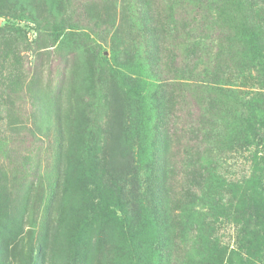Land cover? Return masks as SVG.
Returning <instances> with one entry per match:
<instances>
[{
  "label": "rangeland",
  "instance_id": "1",
  "mask_svg": "<svg viewBox=\"0 0 264 264\" xmlns=\"http://www.w3.org/2000/svg\"><path fill=\"white\" fill-rule=\"evenodd\" d=\"M143 1L157 15L158 53H199L188 69L220 67L223 83L264 94V66L231 67L233 48L248 45L222 12L194 13L192 27L169 21L170 0H0V264H264V231L237 212L263 149L233 132L220 147L196 144L200 113L195 100L186 111L179 75L161 85L172 87L156 122L152 43L132 9ZM247 2L264 28V0ZM204 149H214L202 165L216 172V196L191 189L187 163ZM165 205L212 234L192 231L167 244L169 257L152 254V214Z\"/></svg>",
  "mask_w": 264,
  "mask_h": 264
},
{
  "label": "trees",
  "instance_id": "2",
  "mask_svg": "<svg viewBox=\"0 0 264 264\" xmlns=\"http://www.w3.org/2000/svg\"><path fill=\"white\" fill-rule=\"evenodd\" d=\"M174 1H169L170 5L167 18H169V21L178 24L185 23L186 25L194 27L195 24H198L194 19L196 17L194 13L203 18L211 17L209 13L211 10L225 14L224 19L231 22V26L234 27L238 36L248 45V53H238L236 47L233 48L232 51L234 53L229 55L231 67L238 69L243 63H249L251 65L247 70H254V68L260 70V68L264 66V28L256 24L253 20V4H250L247 0ZM231 1L235 2L233 3L234 5H238L235 7L236 11H233L234 5L231 4ZM200 5H202L201 8L199 7ZM132 9L135 11V17H137L136 22L140 23L142 26L141 34H149L148 38L152 43L146 50L151 52L146 53V55L148 57V62H150L149 73L152 74V79L155 82L150 89V95L152 96L150 102L152 103V112L156 115V122L158 121L157 123H159L162 121L161 114L166 111L163 104L168 95L165 94L163 88L168 89L172 87V84L161 85L173 80V78L179 75L181 83L175 86H179L180 88L178 93L185 92V95L181 97L186 101L183 103L185 104L184 107H186V111L189 112L190 102L195 100L200 113L199 118L195 119L196 129L194 134L196 140H194V142H196V144L201 143V145L204 146L213 140L216 141V145L220 147L223 144L221 141L223 132H230V134L233 132L235 141L237 137H243L245 139L243 143L247 148L261 147L263 149L261 151V157L258 158L255 156V160L253 159L255 167L260 174L256 177L258 173L256 175L253 173L249 180H247V184L249 183L250 187L249 189L245 188L248 192L244 193L243 198L239 199L237 204L239 210L237 212L242 210V212L249 217L248 219H257L258 222H256L255 225L264 231V106L259 108L255 105L257 101L260 103V100L256 99H258V97L264 98V94L255 91L241 90L237 85L223 83L221 79L224 77L223 73L220 74L219 72L220 67L212 68L209 64H206L204 68L199 71H195L196 68L188 69V65L194 64L196 66V64H200L198 61L201 57L199 53H184L185 48L179 49L182 53H172L171 50H168V53H158L157 51H161V48L159 46L160 44H158L157 33L153 32L155 30L154 28H151V25L156 23V13L153 12V9L148 3H145V1H143L141 5H134ZM236 14H238V18L234 19L233 17H235ZM185 35L192 39L194 37L192 35L189 36L188 33H185ZM258 42H260V46L257 45ZM157 47H159L160 50H158ZM243 48L245 47H242V49ZM190 57L192 59H189ZM261 60H263V62L259 64ZM188 61L190 63H188ZM220 61H222V59H218L217 63ZM253 63H255V65H253ZM165 68L168 69L164 70ZM134 84L137 87L142 85L139 80L134 82ZM226 85L229 86V89H224ZM142 88H145L144 85H142ZM172 95L174 94H170L171 97ZM204 104L207 106L204 107ZM156 124L152 127L154 131L153 138H156ZM185 124L187 123L185 122ZM218 131L219 134L215 136ZM169 139L170 136H166L163 140L169 142ZM188 140L189 138L186 140L187 145L191 143ZM213 150L214 149H204L202 152H198L196 159H194V163H187L188 171L192 176L191 183L193 187H191V189H196L201 195H217L215 190L217 189L215 187L216 181L213 178L216 172L202 165L204 162H210L209 156H213L211 155ZM258 153L259 151L257 154ZM204 154H206L205 159L203 157ZM254 181L259 183L258 188L260 191H257V183ZM211 190H215V193L212 194L213 191ZM154 201L153 204L157 206L160 204L159 201ZM183 206L184 205L181 204V208H183ZM168 211L170 212L165 205L164 210L160 211V213L155 212L152 214V224L158 228V231L155 230V233H153V239L157 238L159 244L157 247L150 248L152 254H162L165 257H169L168 252L172 250L170 247L172 244L170 246L167 244L175 243V238L179 239V236L184 238L187 234L190 235L192 231L201 233V229L206 228L208 233L212 234L210 230L211 227L202 219L190 215L186 217L187 220L184 223L182 221L177 222V218H174L172 216L173 214ZM208 237L209 235L206 236L203 230L202 238L205 239Z\"/></svg>",
  "mask_w": 264,
  "mask_h": 264
}]
</instances>
